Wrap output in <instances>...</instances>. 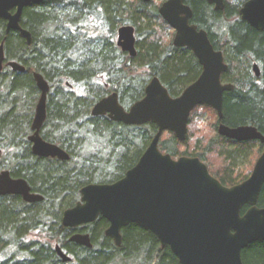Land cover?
Returning <instances> with one entry per match:
<instances>
[{
  "label": "trees",
  "instance_id": "1",
  "mask_svg": "<svg viewBox=\"0 0 264 264\" xmlns=\"http://www.w3.org/2000/svg\"><path fill=\"white\" fill-rule=\"evenodd\" d=\"M164 1L46 0L23 10L21 27L31 35L30 46L18 34H5L0 21L5 58L25 68L24 73L6 70L0 76V106L10 104L0 113V149L11 154L9 160L0 161V170L25 180L31 192L43 197L34 204L0 197V264H179L168 248L161 249L149 231L135 224L121 229L120 247L105 237L108 223L103 218L76 230L61 225L62 213L79 202L82 187L121 179L157 132L151 123L125 126L107 117H92L93 106L117 93L127 110L144 97L154 77L171 98H177L201 73L190 50L173 46L174 32L158 14ZM246 1L223 0L221 12L205 0H185V4L192 11L189 23L204 30L223 55L228 69L221 76L222 84L233 86L223 95V118L219 122L216 116L215 129L219 123L229 128L251 126L264 137V34L240 20L238 12ZM123 26L134 29V57L116 45L117 31ZM254 64L258 77L252 71ZM32 73L42 75L50 89L40 137L66 152V162L31 155L27 137L39 98ZM199 108L209 107L194 110ZM187 141L186 136L179 143L164 132L158 148L173 159H199L228 188L246 180L264 152V144L236 143L215 131L210 138L198 139L191 150L181 151ZM255 144L258 155L243 174L240 168ZM215 161L220 166L214 169ZM257 206L264 208V185ZM247 209L243 207L241 215ZM74 233L88 234L92 248L69 242ZM55 246L70 263L59 260ZM242 263L264 264V243L243 250Z\"/></svg>",
  "mask_w": 264,
  "mask_h": 264
},
{
  "label": "water",
  "instance_id": "2",
  "mask_svg": "<svg viewBox=\"0 0 264 264\" xmlns=\"http://www.w3.org/2000/svg\"><path fill=\"white\" fill-rule=\"evenodd\" d=\"M46 0H0V19L6 21V34L17 31L31 45V35L20 26L23 10ZM149 3L150 0H142ZM215 11H223V0H205ZM15 10L13 14L11 11ZM162 20L174 32L172 44L192 52L201 67L196 81L186 87L177 98H171L166 88L154 77L144 89V97L125 110L117 93L98 101L91 109L92 117H107L125 126L154 124L157 132L136 164L118 181L111 184H88L80 190V200L61 216L64 228L75 230L94 223L98 218L107 221L105 237L116 247L121 244V229L135 224L149 231L161 249L168 248L179 264H243L242 251L254 243H264V208L257 206L264 185V152L257 158L249 177L230 188L213 178L207 167L197 158L173 159L159 151L164 132L171 133L183 143L187 136L191 112L199 107L211 108L219 122L223 118V95L233 90L222 84L227 71L223 55L211 45L207 33L189 22L192 11L185 0H166L158 8ZM240 20L264 34V0H248L239 12ZM116 45L123 53L134 57L135 36L131 26L117 31ZM4 50L0 45V74L3 70ZM13 72L25 68L17 62L7 64ZM252 71L259 76V68ZM39 91L28 137L31 152L44 159L68 161L69 155L56 145L40 137L46 120V99L49 85L42 75L32 73ZM217 134L236 143L258 141L264 137L251 126L229 128L222 123ZM19 196L23 202L43 201L31 193L23 179H12L8 172L0 173V197ZM248 207L241 215L243 207ZM69 242L91 249L88 234L75 233ZM62 263L71 259L55 246Z\"/></svg>",
  "mask_w": 264,
  "mask_h": 264
},
{
  "label": "rangeland",
  "instance_id": "3",
  "mask_svg": "<svg viewBox=\"0 0 264 264\" xmlns=\"http://www.w3.org/2000/svg\"><path fill=\"white\" fill-rule=\"evenodd\" d=\"M9 107L10 104L7 105L5 104L3 106H0V113L8 110ZM17 107L20 108L19 105ZM192 113L193 114L190 117L189 125L187 126V138H188L187 146L181 147L180 148L181 151L185 150V148L191 150L198 139L210 138L212 135H214V131L217 133L214 124L216 121V115L213 110H211L210 108L208 109L199 108L194 110ZM257 155H258V149H257V144H255V147L253 148L251 154L249 155L250 157L247 159V162L245 163L244 166L240 168L241 173L246 174V172L248 171L247 168L249 167L250 161L254 160V158L257 157ZM213 164H214L213 165L214 169L215 167L220 166V163L218 161L213 162Z\"/></svg>",
  "mask_w": 264,
  "mask_h": 264
},
{
  "label": "flooded vegetation",
  "instance_id": "4",
  "mask_svg": "<svg viewBox=\"0 0 264 264\" xmlns=\"http://www.w3.org/2000/svg\"><path fill=\"white\" fill-rule=\"evenodd\" d=\"M35 6V5H34ZM15 12V10H13V11H11V14H13ZM22 18V17H21ZM0 21H1V30L6 34V21L5 20H3V19H0ZM20 26H21V21H20ZM22 28V27H21ZM23 29V28H22ZM10 33H15V34H18L20 37H21V35H20V33L19 32H17V31H10L8 34H10ZM22 38V37H21ZM23 39V38H22ZM4 38H3V40H1L0 41V45L3 43L4 44ZM24 40V39H23ZM25 41V40H24ZM9 62H14V61H7V59L5 58V54H4V62H3V70H2V72H1V74H0V76L6 71V70H10L11 72H13L9 67H7V64L9 63ZM25 72V71H24ZM23 72V73H24ZM32 75V74H31ZM33 78V77H32ZM36 106V105H35ZM34 110H35V108H34ZM34 116V115H33ZM33 119V118H32ZM32 123V122H31ZM42 129V128H41ZM32 134V132H31V126H30V134H29V136ZM28 136V137H29ZM28 137H27V140H28ZM249 142H257V143H259L258 141H249ZM244 143V142H243ZM245 143H248V142H245ZM31 147H32V145H31V143H29V148H30V152H31ZM11 150H13V149H11ZM31 155L33 156V157H36V156H34L33 154H32V152H31ZM10 157H11V154L10 153H6V152H4V151H2L1 149H0V161H7V160H9L10 159ZM36 158H38V157H36ZM42 159H44V158H42ZM49 159V158H48ZM57 160V159H56ZM1 172H8L9 173V171H7V170H0V173ZM9 175H10V173H9ZM10 177H11V175H10ZM12 178V177H11ZM12 179H20V178H12ZM31 193H33V192H31ZM36 194V193H35ZM3 197H6V196H3ZM12 197H18V198H20L19 196H12ZM84 227V226H83ZM81 228V227H80ZM78 229V228H77ZM76 230V229H75ZM75 234V233H74Z\"/></svg>",
  "mask_w": 264,
  "mask_h": 264
}]
</instances>
